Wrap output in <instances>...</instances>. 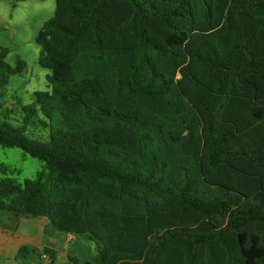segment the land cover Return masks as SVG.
Returning <instances> with one entry per match:
<instances>
[{
	"label": "trees",
	"instance_id": "16d2710c",
	"mask_svg": "<svg viewBox=\"0 0 264 264\" xmlns=\"http://www.w3.org/2000/svg\"><path fill=\"white\" fill-rule=\"evenodd\" d=\"M36 44L50 89L20 121L0 102V145L44 168L0 164V210L93 242L86 264H264V0H56Z\"/></svg>",
	"mask_w": 264,
	"mask_h": 264
},
{
	"label": "rangeland",
	"instance_id": "374dc122",
	"mask_svg": "<svg viewBox=\"0 0 264 264\" xmlns=\"http://www.w3.org/2000/svg\"><path fill=\"white\" fill-rule=\"evenodd\" d=\"M56 0H0V51L8 50L6 62L16 66L24 61L23 72L11 76L10 83L0 97L4 108L12 110V121H20L21 104H30L35 91L49 90L47 75L50 71L42 68L38 59L40 47L36 38L43 24L54 16ZM3 109H0V117ZM32 134V133H31ZM33 137H47L45 130L33 132ZM0 164L9 167V175L17 183L35 179L44 168V163L32 158L18 148H5L0 145ZM4 176L0 173V179ZM69 243L71 255L78 257L79 264L92 262L96 256V245L83 236ZM57 264H69L67 257L60 253Z\"/></svg>",
	"mask_w": 264,
	"mask_h": 264
},
{
	"label": "crops",
	"instance_id": "0c3cea01",
	"mask_svg": "<svg viewBox=\"0 0 264 264\" xmlns=\"http://www.w3.org/2000/svg\"><path fill=\"white\" fill-rule=\"evenodd\" d=\"M48 226L49 220L45 217H21L13 220L8 211L0 210L1 264L47 263L49 259L43 253L45 247L55 250L57 259L62 253L68 260L72 250L69 243L76 242V236L56 231ZM23 247L29 251L26 256L25 254L19 256V251Z\"/></svg>",
	"mask_w": 264,
	"mask_h": 264
},
{
	"label": "water",
	"instance_id": "95a60500",
	"mask_svg": "<svg viewBox=\"0 0 264 264\" xmlns=\"http://www.w3.org/2000/svg\"><path fill=\"white\" fill-rule=\"evenodd\" d=\"M66 234H68V233H66Z\"/></svg>",
	"mask_w": 264,
	"mask_h": 264
}]
</instances>
